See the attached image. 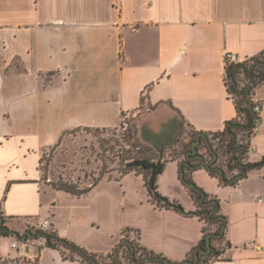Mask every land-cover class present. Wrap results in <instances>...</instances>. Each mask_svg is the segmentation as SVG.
I'll list each match as a JSON object with an SVG mask.
<instances>
[{"label": "crops", "instance_id": "crops-1", "mask_svg": "<svg viewBox=\"0 0 264 264\" xmlns=\"http://www.w3.org/2000/svg\"><path fill=\"white\" fill-rule=\"evenodd\" d=\"M263 49L264 0H0L4 225L27 234L45 219L59 236L97 253L111 251L127 229V236L147 249L184 260L206 225L193 214L196 204L190 193L183 213L151 203L148 216L134 226H120L108 242L93 246L89 236L99 226L86 219L83 208L65 211L59 201L74 203L96 186L80 196L45 186L40 158L67 130L116 128L121 113L141 109H146L144 117L160 114L176 120L168 142L181 128L188 129L185 139L188 131H221L237 114L224 84L225 53L242 61ZM254 97L261 110L251 139V162L264 159V82ZM155 143L150 145L166 144ZM169 165L180 181L175 160L166 163L157 183ZM191 177L217 199L225 221L224 242L230 243L223 258L208 264H264V165L234 185L221 184L205 168L194 170ZM8 237L7 247L1 239ZM22 239L0 236V255H15L11 243ZM36 241V264H84L77 257L63 258L43 239ZM8 264H27V252Z\"/></svg>", "mask_w": 264, "mask_h": 264}, {"label": "trees", "instance_id": "trees-1", "mask_svg": "<svg viewBox=\"0 0 264 264\" xmlns=\"http://www.w3.org/2000/svg\"><path fill=\"white\" fill-rule=\"evenodd\" d=\"M262 82H264V49L258 55L248 57L242 61H230L228 58H224V84L228 96L234 102L237 114L235 118L225 122L221 131L201 132L203 135L200 136V141L196 145V153L191 152L192 142L199 131H188L189 139L182 143L180 154L162 159V157L152 156V148L142 145L140 141L134 139L137 132L136 125L134 126L135 123L131 124V129H127L130 138L126 141L128 149L123 150L120 146L119 150L124 155L118 154L121 166L119 167L121 168L120 174L126 175L134 172L135 175H140L147 187L148 195L155 198L158 205L172 207L183 213L184 209L179 203H170L167 199H163L164 202H162L160 200L161 195L157 190V176L163 172L168 161L176 160L179 179L189 190L196 204L193 214L197 215L206 224L203 227L202 238L184 260L173 261L162 253L147 249L140 245L136 238L130 239L127 237L124 234L125 231L127 233V229L122 231L123 236L108 253L109 261L102 259L99 253L88 251L74 241L59 236L52 228L43 230L33 226L27 229V234H19L4 225L5 220L0 217V236L15 234L19 238L43 239L46 246L59 249L63 258L74 259L77 257L84 264H183L185 261H189L190 264H208L211 261L223 258L221 254L224 247H217L216 241H221L228 246L230 243L228 241L224 242V233L221 232L225 221L224 217L219 214L218 201L211 198L201 187L197 186L191 174L196 169L205 168L211 176L217 177L221 184L234 185L239 179L245 177L249 171L264 165V159L255 162L249 161V155L251 154L249 147L253 137L252 128L256 118V113L253 111L252 97L255 89ZM124 116L125 113H121L120 128L124 126ZM101 129L105 130L107 128ZM181 135L182 128L170 142L158 149V152L177 144ZM61 137L56 144L60 142ZM99 146L101 150L105 151L106 148L102 143ZM198 154L204 157L206 163L211 161L209 169L198 167L201 163V160L197 158ZM101 160V166L104 168L106 161L105 159ZM41 163L42 156L39 161L40 171ZM100 173L102 174L104 171ZM98 181L99 178H96L88 187H79L72 181L59 179V181L53 182L50 187L80 196L91 191ZM211 224L215 226L214 230L208 228ZM136 234L138 237V230H136ZM208 235H210V251L206 252L204 249L206 248ZM195 254L198 255L197 261H194Z\"/></svg>", "mask_w": 264, "mask_h": 264}, {"label": "rangeland", "instance_id": "rangeland-1", "mask_svg": "<svg viewBox=\"0 0 264 264\" xmlns=\"http://www.w3.org/2000/svg\"><path fill=\"white\" fill-rule=\"evenodd\" d=\"M144 112L146 109L125 114L124 126L121 128L117 126L97 130L79 127L67 130L58 144L46 148L42 154L41 180L45 186H51L53 182L62 179L72 181L79 187H88L92 181L99 178L96 187L88 196L80 200L74 198V203L66 199L59 201L60 207H63L65 211L70 207L83 208L86 219L88 218L89 222L92 220V223L95 222L99 226L97 232L89 236L93 246L98 241L108 242L109 234L113 236L120 226H134L142 217L151 213V203L158 204L155 198L148 195L141 176H135L134 172H131L129 173L131 175L124 178L125 175L120 174L118 154L124 155V153L119 148L121 146L123 150L128 149L126 141L130 138L127 129H131V124L135 123L134 126L136 125L137 129L134 139L152 148V156L162 157V159L180 154L182 143L188 140L185 139L187 136L185 132L188 129L182 128L179 142L158 152V149L164 145L152 144L168 142L176 126V120L160 114L144 117ZM151 130L155 131L157 140L151 134ZM100 143L106 148L105 151L100 149ZM101 159L106 161L104 168L101 166ZM101 171L104 173L101 174ZM157 184L162 202H164L163 199H167L170 203L177 202L183 209L189 205V192L181 181L178 182L173 165L166 168ZM78 201H80L79 205H77ZM208 228L211 229V225ZM124 234L128 235L126 231ZM129 238L135 239L131 236ZM10 240V237L2 238L1 242L8 247ZM216 245L219 248L225 247L221 241H216ZM109 252L99 254L102 259L109 261L107 256Z\"/></svg>", "mask_w": 264, "mask_h": 264}, {"label": "built area", "instance_id": "built-area-1", "mask_svg": "<svg viewBox=\"0 0 264 264\" xmlns=\"http://www.w3.org/2000/svg\"><path fill=\"white\" fill-rule=\"evenodd\" d=\"M228 58L230 61H237V56L234 53H225L224 58ZM253 102V111L256 113V118L254 121V126L252 128V135H254L259 126V113L261 110V104L258 98L252 97ZM249 151L251 153L254 152V147L252 143L250 144ZM1 206V201H0ZM38 228L43 230H50V224L47 220L41 219L38 221ZM25 243H27V249H25ZM40 243H37L35 239L31 238H24L22 240H17L13 243H11V248L16 251L15 255H7V256H1L0 255V264H8L10 262H16L19 261L21 257L25 255L27 252V264H36L37 258H38V252H39Z\"/></svg>", "mask_w": 264, "mask_h": 264}, {"label": "water", "instance_id": "water-1", "mask_svg": "<svg viewBox=\"0 0 264 264\" xmlns=\"http://www.w3.org/2000/svg\"><path fill=\"white\" fill-rule=\"evenodd\" d=\"M203 135V133L199 132L195 138V140L192 142V153H196V145L199 143L200 141V136ZM197 158H199L201 160V163L198 165V167H206V168H210V162L209 163H206L204 157L202 155H197ZM223 229L224 227L221 228V232H223ZM209 238H210V235L207 236V243H206V248L204 249V251L208 252L210 251V246H209ZM198 260V255L195 254L194 256V261H197ZM183 264H190L189 261H185L183 262Z\"/></svg>", "mask_w": 264, "mask_h": 264}]
</instances>
